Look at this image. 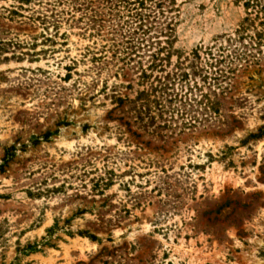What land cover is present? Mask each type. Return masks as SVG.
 Here are the masks:
<instances>
[{"label":"rangeland","instance_id":"rangeland-1","mask_svg":"<svg viewBox=\"0 0 264 264\" xmlns=\"http://www.w3.org/2000/svg\"><path fill=\"white\" fill-rule=\"evenodd\" d=\"M245 1L0 0V264H264Z\"/></svg>","mask_w":264,"mask_h":264},{"label":"trees","instance_id":"trees-1","mask_svg":"<svg viewBox=\"0 0 264 264\" xmlns=\"http://www.w3.org/2000/svg\"><path fill=\"white\" fill-rule=\"evenodd\" d=\"M31 1L32 0H24L25 3H30ZM244 8L246 10L247 17L243 21V26H242L243 29L247 30L256 22H259L260 26H264V0H247L244 3ZM136 17H139V14H137ZM142 20L145 19L140 17L139 21ZM258 36L260 37V35ZM180 76L182 77V79L180 80L179 83H183V84H180L181 91L175 94L176 81L177 79H180ZM187 79H188V75L186 74L178 75L176 73L171 75L169 73L164 78V81H162L161 79L158 80V86L156 88H153L151 93L158 92V89H160L159 91L165 94L167 97H170L172 98V100L178 101L180 103L179 106L180 110H178L179 113L182 112L183 116L184 114L189 115V111L186 110L187 107H191V108L195 106L201 107L205 103L208 105V103H211V99L208 95L201 94L202 90L199 89L196 85L191 86L189 82H187ZM184 91L187 92L186 94L183 95L182 93ZM189 95H191V97ZM140 96L150 97V95L145 92H142ZM198 96L201 98L199 101L197 99ZM30 249L31 250L35 249V246L31 247Z\"/></svg>","mask_w":264,"mask_h":264}]
</instances>
